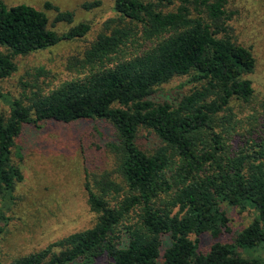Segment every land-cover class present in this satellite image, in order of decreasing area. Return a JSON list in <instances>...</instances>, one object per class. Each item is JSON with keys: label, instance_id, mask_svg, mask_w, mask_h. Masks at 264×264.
Masks as SVG:
<instances>
[{"label": "trees", "instance_id": "16d2710c", "mask_svg": "<svg viewBox=\"0 0 264 264\" xmlns=\"http://www.w3.org/2000/svg\"><path fill=\"white\" fill-rule=\"evenodd\" d=\"M226 5L114 0V17L72 66L75 78L36 91L27 104L9 100L7 114L0 107V200L11 202L15 180H22L12 161L15 139L26 125L39 129L43 121L109 122L115 136L107 146L119 175L117 181L85 174L87 205L96 216L91 226L8 264H264V125L238 133L228 112L232 99L253 96L244 76L255 59L233 40L228 22L234 13ZM43 9L55 12L54 23L72 22L73 12L49 2ZM89 30L84 22L58 34L43 11L0 0V79L16 71V56L83 38ZM168 85L186 92L161 103L149 99ZM140 128L162 145L142 151ZM224 203L255 213L227 242L220 240L231 230ZM202 236L210 239L205 250Z\"/></svg>", "mask_w": 264, "mask_h": 264}, {"label": "rangeland", "instance_id": "374dc122", "mask_svg": "<svg viewBox=\"0 0 264 264\" xmlns=\"http://www.w3.org/2000/svg\"><path fill=\"white\" fill-rule=\"evenodd\" d=\"M7 6L25 4L43 11L49 18V27L61 34L79 23H88L90 30L80 39L61 41L46 50L26 56H16V71L8 78L0 79V107L8 113V101L27 98L33 93H47L60 83L72 80L77 75L72 69L77 60L102 31V26L114 17V0H99L100 6L84 10L81 4L94 0H2ZM49 2L61 11L73 12L71 23H54V11H44ZM227 11L233 17L228 22L233 40L250 48L255 59L253 72L244 76L251 81L253 96L248 102L232 99L229 111L236 120V130L243 133L250 124L264 125V0H227ZM0 51H4L0 47ZM186 90L161 87L149 96L154 103L174 99ZM227 113V112H226ZM225 113V114H226ZM221 114H224L222 112ZM39 129L30 125L15 139L12 161L20 170L22 180H15L12 201L0 200V263L42 249L70 233L83 230L95 222V214L87 205L84 190L85 174L90 180L107 174L118 178L117 157L107 142L115 136L109 122L94 120L63 124L55 121L40 122ZM98 129L104 136H99ZM137 145L145 153H151L162 145L160 139L149 129L140 128ZM20 149L21 157L15 156ZM118 181V179H117ZM7 203V204H6ZM9 205V206H7ZM230 225L222 242L232 241L236 233L251 223L252 210L240 212L238 208L222 204ZM201 248L210 244L208 236L201 237ZM58 250V248L56 249ZM104 259L100 260V264Z\"/></svg>", "mask_w": 264, "mask_h": 264}]
</instances>
